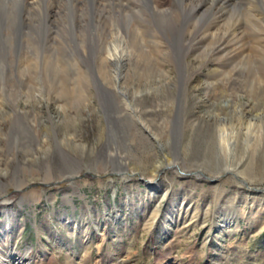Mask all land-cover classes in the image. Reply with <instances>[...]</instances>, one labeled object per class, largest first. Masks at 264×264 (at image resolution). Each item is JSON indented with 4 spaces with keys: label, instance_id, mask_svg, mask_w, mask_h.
<instances>
[{
    "label": "rangeland",
    "instance_id": "rangeland-1",
    "mask_svg": "<svg viewBox=\"0 0 264 264\" xmlns=\"http://www.w3.org/2000/svg\"><path fill=\"white\" fill-rule=\"evenodd\" d=\"M145 1L119 19L120 88L106 61L119 13L104 31L91 10L73 27L71 4L48 26L47 0L0 17V264H264V0H234L233 24L220 0L162 21ZM249 122L262 137L248 145ZM167 157L181 170L156 173Z\"/></svg>",
    "mask_w": 264,
    "mask_h": 264
},
{
    "label": "bare ground",
    "instance_id": "bare-ground-1",
    "mask_svg": "<svg viewBox=\"0 0 264 264\" xmlns=\"http://www.w3.org/2000/svg\"><path fill=\"white\" fill-rule=\"evenodd\" d=\"M47 1H48V5H47L48 16L44 20H46V24L48 26L49 25H54L55 23L58 24V23H60V21L62 22L63 20L68 22L69 15H67V13H66L67 10H68L67 9V5L68 4H71V6L73 7L72 11H74V17L72 19L73 27L76 26L79 22L83 21L85 18H87L86 16L89 14V10H91V15L93 17L94 23L98 26L99 30L104 31L105 28H106V27L104 28V26H105L104 24L106 23V20H108V19H105V18L109 14V13H107L108 12L107 10H109V9L112 10L114 12V14H118L119 13V16L116 15L115 18H113V19L111 18L113 20L112 23H111L113 25V29L110 28L111 29V34H110L111 40H108L109 43H107L108 45H106L107 46V49H106V51H107L106 52V61L109 62L112 65V71H113L115 80L117 82V86H118V88H120L121 87L120 84L122 83V79H123V75H124L123 71H124V69L127 68V64L129 62L128 56H130L129 55L130 52H127L126 49H125L127 45L125 46V44H126L125 38L122 36L123 33L120 31V28H119V19L124 17L122 13L124 11H127V9H129V6H127V5H129V0H80V1L79 0H47ZM173 1L174 0H171V4H168L169 6H167V7H161V5H166L164 0H153V3L151 2V4H153L152 10L154 12V15L156 16L157 19H159V21L167 20L171 15H173L174 14L173 11H169V10H172V8L175 9V10H180L179 7H181L183 12L185 11V8H187V7H184V5H185V1L184 0H175L176 3L172 4ZM209 1L213 2L214 0H209ZM40 2H41V0H0V17L2 19L3 24H5V22L7 23V21H8V23L13 24V20L15 19L14 18L15 17V15H14V11L15 10H19L20 9L27 16L30 15V13L27 14L28 11L29 12L35 11L34 12L35 14L36 13H40L41 12ZM125 2H128V3L126 4ZM233 2H234V0H220L218 2L219 3V5H218L219 7L217 8L220 11H222L223 14H225L226 16L228 15V16L231 17V19L229 21V23L232 21L231 24H233L235 22L233 17L234 16L236 17V14H237L236 13L237 12V6L235 4L236 2H234V3ZM38 8H39L40 12H36V11H39V10H37ZM51 9H53V10H51ZM252 12H253V10H252ZM261 12H262V10H261ZM50 13H53L52 14V19L50 18L51 16L49 17ZM53 16L55 17L54 19H53ZM65 17H68V19L65 18ZM5 18H6L7 21L3 20ZM41 18L38 17L39 25L36 24L35 22H30L26 16L22 17L21 21H22L23 25H25V24L27 25L28 24V25L35 26L37 28V26L41 27V23H42V22H40ZM258 20L260 21L259 18H258ZM261 20L264 21V18L262 19V17H261ZM225 22H226V20H225ZM233 26L235 27V25H233ZM120 27H121V25H120ZM165 27H166V25H165ZM76 28H77V26H76ZM226 28H227V25H226ZM229 29H230V27H229ZM8 31L10 32V29ZM38 32H39V30H38ZM227 32H228V30H227ZM4 35H5V33H4ZM4 39H6V37H4ZM7 39H6V41L9 40V39L8 40ZM177 40H180V39H177ZM0 53H1V50H0ZM12 55H14V54L12 53L11 57H12ZM5 69H6L5 65L1 64L0 65V71H5ZM120 95H121L123 104L127 108L128 107L130 108L131 114L134 115V118L137 121H139L138 123H140L142 125L141 121H143V120H142L141 115H139L138 112L132 108V105L134 106V104H131L129 102L128 98L126 97V94L123 93L122 90H120ZM241 113H242V111H241ZM218 123H220V122H218ZM250 123L251 122H249L248 125H247V128H245V130L247 131L245 140H246L248 145L251 143L249 141L252 138V136H254L259 131V128H260V125H257V124H254V123L250 124ZM230 124H224L223 126H220V128L217 130L219 149L226 156L227 155H231V154L234 153L235 146L237 144V140H236V138H237L236 137V134H237L236 131L237 130L235 131V129L232 127V124L229 127L228 125H230ZM219 125H221V124H219ZM142 127H144L145 130H149V128L145 125V123H144V125ZM255 128H257L256 130H258V131H256ZM253 130H255L256 133H253ZM256 137H258V142H259V139H261L262 135H257ZM215 139H217V138H215ZM161 160H162V158H161ZM173 163L174 162L170 158L167 157V158H165L164 160L160 161L157 164V166L155 168V172L157 173V171L159 172L160 169L165 168V167L173 168V169L177 168V170H181V168L179 166H174ZM17 264H20V263H17Z\"/></svg>",
    "mask_w": 264,
    "mask_h": 264
},
{
    "label": "water",
    "instance_id": "water-1",
    "mask_svg": "<svg viewBox=\"0 0 264 264\" xmlns=\"http://www.w3.org/2000/svg\"><path fill=\"white\" fill-rule=\"evenodd\" d=\"M114 174H116V175H119V176H121V175H125V173L124 174H121V173H114ZM200 176H203L204 177V174H202V175H200ZM141 181L147 186L149 183L151 184V181H149V180H144V179H141ZM214 181H217V180H214ZM44 186H48V185H45V184H43ZM152 185V184H151ZM247 185V184H246ZM148 187V186H147ZM149 188V187H148ZM255 191H257V192H262L261 190H257V189H255Z\"/></svg>",
    "mask_w": 264,
    "mask_h": 264
}]
</instances>
